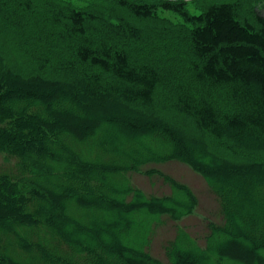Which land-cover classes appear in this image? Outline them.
<instances>
[{"label": "trees", "instance_id": "16d2710c", "mask_svg": "<svg viewBox=\"0 0 264 264\" xmlns=\"http://www.w3.org/2000/svg\"><path fill=\"white\" fill-rule=\"evenodd\" d=\"M116 4L130 18L150 20L161 10L190 26L184 79L170 61L133 58L126 23L112 26L109 14L63 11L50 2L39 11L32 0H0V30L21 24L24 38L64 50L53 55L27 44L15 56L35 64L33 70L40 73L30 76L7 66L0 55V154L14 160V167L0 171V264H264V182L253 179L255 167L264 169V15L256 13L248 20L230 1L212 3L198 14H190L183 0ZM48 70L69 76L70 82L44 77ZM62 89L68 97L57 98ZM160 92L213 147L246 161L230 170L241 178L238 185L213 178L216 169L196 165L181 132L168 121L119 120L130 136L156 135L171 150L152 154L147 148L140 157L126 159L123 154L120 161L93 160L81 149L90 144L82 138L90 134L86 125L79 123L86 131L82 136L58 125V115L77 116L82 106L93 103L110 111L117 106L150 108ZM105 119L117 123L112 116ZM167 160H178L205 176L221 221L205 224L201 243L175 225L174 236L162 247V259L146 249L143 231L151 226L144 215H154L157 223L162 217L176 223L193 213L196 197L155 169L145 174L161 175L173 189L169 195L146 196L127 184L124 175L147 162ZM113 173L120 178L118 189L116 181H108ZM249 193H255L253 202H248ZM105 208L130 218L143 215L145 223L140 217L137 225L144 224V229L134 246L123 245L116 234L104 241L102 236L114 224L103 219ZM238 219L242 230L235 227ZM130 224L125 219L117 233L129 230ZM238 238L250 247H242Z\"/></svg>", "mask_w": 264, "mask_h": 264}, {"label": "rangeland", "instance_id": "374dc122", "mask_svg": "<svg viewBox=\"0 0 264 264\" xmlns=\"http://www.w3.org/2000/svg\"><path fill=\"white\" fill-rule=\"evenodd\" d=\"M32 1L34 3L35 9L39 11L44 10L45 5H48L50 2L55 6L61 7L62 10L72 8L77 11H93L95 14H109V17H111V20L109 21L112 26L116 28L121 26L122 22H125L127 31L131 34V37L127 39L126 43L129 45V51L131 52L133 58L141 59L143 57L148 56L149 58H152L155 62H158L160 64L164 63L165 61H170V64L173 65L177 75L184 79L183 76L186 74V70L188 67L187 34L190 29V26L185 24L176 15L170 12H164L159 10L154 14V17L150 20H139L130 18L117 6L116 2L118 0ZM127 1L159 3L163 0ZM183 1L185 2L187 10L190 14H198L212 3L230 1L237 3L239 15L248 20H250L256 13L264 15V0ZM3 22L4 21L0 20V28L2 27L1 23ZM19 25L21 26V24ZM20 26L12 25L11 27H8L5 25L3 26L4 29L0 30V55L1 57L3 56V62L6 63L7 66H11L13 69L22 71V73L26 76L33 75L37 72L40 73L39 71L33 70L36 68L34 66L35 64L29 63L30 61L28 62V60L24 59V57L21 61L16 60V56L22 53L19 51L22 49L25 50V46L27 44L37 46L39 45V43L34 38H31L29 40L24 38V31L21 30ZM30 27L31 26L29 25L26 34L30 32ZM38 47H42L43 49H49V53L53 55L64 51L63 48L56 47L52 43H50L49 45ZM43 76L49 79H58L60 80L59 82L63 83L70 82L69 76L67 77L62 73H57L52 70H48L47 72L45 71ZM62 90L63 91L57 93V98H59L61 94L67 96V92L65 91V89ZM60 99L62 100V98ZM171 103V99H168L166 94H163V92H160L158 94L156 102L150 108L117 106L112 109V111H110L108 109L101 110L98 108V106L93 103L84 107L82 106V110L78 113L77 116H65L63 114L58 115V125L64 127L65 129L76 132V134L79 136H82V133L86 132L83 131L84 128L83 130H80L78 128L79 123H81V125H86L85 128L87 129L85 130H90V134L83 135L82 138L84 140H89L90 144L81 145V149L85 152H90L89 155L93 160L102 161L107 160V158L109 157H112L114 161H120L121 158H123V154L126 156L124 157L126 159L133 157L135 158L137 156L140 157L145 153H148L147 148L152 151H149V153L152 154H166L169 153L171 150L170 146L167 143L160 144L157 140H155L154 138H156V135L149 136L137 133L133 136H130L126 129L119 124V120H121L122 118H126L128 121L133 122H138L139 120L141 121L154 119L168 121L174 128L181 132L184 142L190 150V156L192 160H194V163L196 165H200L204 169L207 168V170L209 168L216 169L217 171H215V175L212 176L213 178L217 176L221 181H226L228 183L238 185V181H240L241 178L233 176L230 173V170L239 167L238 165L246 164V161L239 160L237 158H231L228 155L225 156V153L216 148L217 146L213 147V141L211 142L209 140L210 138L206 136L201 137V135L198 134L197 127L193 124V122L186 116L173 110ZM60 106L66 107L64 102H62ZM96 113L99 114V118L95 117ZM109 116H112L113 119L117 120V123L107 124V119L105 118ZM158 136L160 135H157V137ZM145 148L146 150L142 151ZM216 159H226L230 161H227L226 163L229 164H226L221 162L222 160L220 161ZM13 165V159H9L5 155L0 154V171L3 169L11 168V166ZM255 168L257 174L256 176H253V179L255 181L260 180V182H264V169L262 168V166ZM149 169L161 171V173L187 186L193 192L197 200V206L195 207L193 213L189 216L183 217L176 223H173L163 217L159 219V222L157 223L154 220L152 221L154 215H144L147 224L150 223L148 226H151L150 229L146 230L144 229V224H140L141 228L137 225L139 218L141 217V219H143V215H141L140 217L130 218L129 216L122 215V213L120 212L115 213L110 208H105L103 212V219L110 220L114 224L110 229L111 232H106L105 235L102 236V238H104V241H110L111 235L116 234L117 239H119V241L123 245L132 246V243L138 242L137 235H139L140 231L142 232L144 229L143 232L147 236L146 244L148 245H146V249L153 256H157L163 259L164 257L162 247L167 240L172 239L175 234L176 226L183 228L193 237H197V240H199V242L201 243L202 237L207 232L205 224L208 221H221V218L219 216V206L218 201L216 199V195L210 190L208 181L205 176L201 173L196 172L188 165L178 160H167L165 162H147L139 166V169L137 171H131L126 173L124 175V179L130 186L141 189V191L146 196L153 195L159 197L163 195H169L173 189H171L170 186H168V184L163 181L161 175L159 176L145 174V171ZM239 170V172H242L241 168ZM243 178L244 177H242V179ZM113 180L117 182V184L114 185L115 189H118L120 178L118 177L117 173H113L112 176L108 177V181L110 184H113ZM244 193L246 194L247 192L245 191ZM254 194L255 193H252V196L249 193V198L251 197V199L248 198V202L254 201ZM244 206L247 207L246 204H244ZM125 219L127 221H131V228L127 231H124V233H117L119 231L118 228L121 226L122 222ZM132 221L136 222L132 223ZM141 221L145 223L144 219ZM239 221L241 220L238 219V222ZM241 224L240 222L239 224H237L236 222L235 227L237 230H242L241 226L243 224ZM79 235L82 236V232L79 233ZM238 240L240 241L242 247H250L249 243L244 239L238 238ZM258 255H260V253H258ZM230 258L235 259L236 261L239 259L237 255H233Z\"/></svg>", "mask_w": 264, "mask_h": 264}]
</instances>
